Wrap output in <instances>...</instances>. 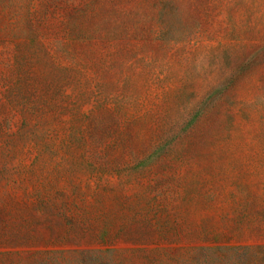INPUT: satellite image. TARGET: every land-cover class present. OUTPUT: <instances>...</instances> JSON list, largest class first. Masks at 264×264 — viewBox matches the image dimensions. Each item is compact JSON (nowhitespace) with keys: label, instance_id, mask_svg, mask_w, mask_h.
Instances as JSON below:
<instances>
[{"label":"rangeland","instance_id":"obj_1","mask_svg":"<svg viewBox=\"0 0 264 264\" xmlns=\"http://www.w3.org/2000/svg\"><path fill=\"white\" fill-rule=\"evenodd\" d=\"M0 264H264V0H0Z\"/></svg>","mask_w":264,"mask_h":264}]
</instances>
